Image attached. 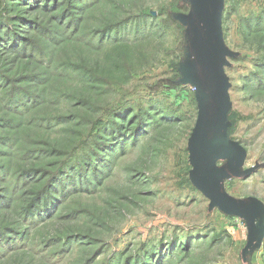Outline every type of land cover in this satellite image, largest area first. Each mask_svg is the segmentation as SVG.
Returning <instances> with one entry per match:
<instances>
[{"label":"rangeland","instance_id":"obj_1","mask_svg":"<svg viewBox=\"0 0 264 264\" xmlns=\"http://www.w3.org/2000/svg\"><path fill=\"white\" fill-rule=\"evenodd\" d=\"M221 1L222 93L192 0H0V264H264V0Z\"/></svg>","mask_w":264,"mask_h":264},{"label":"water","instance_id":"obj_2","mask_svg":"<svg viewBox=\"0 0 264 264\" xmlns=\"http://www.w3.org/2000/svg\"><path fill=\"white\" fill-rule=\"evenodd\" d=\"M193 8L190 16L193 25V35L200 51V79L208 87L213 81L221 84L224 90V69L222 67V50L220 49L218 25L221 0H192ZM220 110H218V113ZM223 194L220 193L219 196ZM234 209L245 220H248L245 204L236 202Z\"/></svg>","mask_w":264,"mask_h":264},{"label":"built area","instance_id":"obj_3","mask_svg":"<svg viewBox=\"0 0 264 264\" xmlns=\"http://www.w3.org/2000/svg\"><path fill=\"white\" fill-rule=\"evenodd\" d=\"M243 218H244V217H243ZM244 219H245V218H244ZM248 220H249V219H248ZM248 220H246V221H248ZM253 226H254V225H252V224H250V223L248 222V228H250V229L252 228V229H253Z\"/></svg>","mask_w":264,"mask_h":264},{"label":"bare ground","instance_id":"obj_4","mask_svg":"<svg viewBox=\"0 0 264 264\" xmlns=\"http://www.w3.org/2000/svg\"><path fill=\"white\" fill-rule=\"evenodd\" d=\"M216 82H217V81H216ZM216 82H215V83H216ZM211 84H214V81H213Z\"/></svg>","mask_w":264,"mask_h":264}]
</instances>
